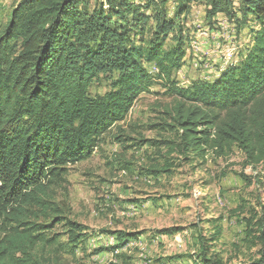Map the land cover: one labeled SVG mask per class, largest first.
<instances>
[{"label":"trees","instance_id":"trees-1","mask_svg":"<svg viewBox=\"0 0 264 264\" xmlns=\"http://www.w3.org/2000/svg\"><path fill=\"white\" fill-rule=\"evenodd\" d=\"M98 1L92 9L90 0H22L0 27V264H43L46 249L64 247L49 236L58 226L67 228L69 244L84 242L85 226L66 217L53 189L158 81L178 99L166 110L170 124L165 120L164 126L179 138L153 146L217 157L236 148L248 166L264 168V0ZM194 3L204 5L210 26L223 15L235 30L258 28L250 27L251 42L238 63L211 82L179 88L173 74L186 58L181 17ZM170 37L176 44L166 49ZM103 76L110 91L93 94ZM46 216L52 223L40 222ZM246 225L247 237L258 229L256 240L264 248V207ZM104 233L115 238L117 249L138 239L134 233ZM212 240L200 235L202 260L222 264L209 256L206 242ZM248 264H264V250Z\"/></svg>","mask_w":264,"mask_h":264},{"label":"rangeland","instance_id":"rangeland-1","mask_svg":"<svg viewBox=\"0 0 264 264\" xmlns=\"http://www.w3.org/2000/svg\"><path fill=\"white\" fill-rule=\"evenodd\" d=\"M21 1L0 0V27ZM98 4L90 0L89 5L93 9ZM205 15L204 5L194 3L181 17L186 58L173 74L179 88L211 82L224 67L238 63L251 42L250 27L258 28L254 24L235 30L223 15L210 26ZM175 44L170 37L165 47ZM150 72L157 70L151 67ZM107 79L101 77L91 92L110 91ZM168 90L158 81L102 138L89 159L68 167L66 182L53 189V200L66 217L85 226L84 242L69 244L67 228L55 227L49 236L64 247L46 249L43 264H206L200 235L213 239L206 242L209 256L222 264H248L260 258L264 248L256 240L258 229L247 237L246 221L264 207V168L248 166L236 148L217 157L211 151L181 154L153 146L151 142L179 138L164 126L165 120L170 124L166 110L172 111L178 100ZM142 140L148 143L140 146ZM163 169L167 171L159 176L152 174ZM53 220L46 216L40 222ZM170 228L181 232L157 233ZM109 231L134 233L138 239L117 249L115 238L104 233Z\"/></svg>","mask_w":264,"mask_h":264},{"label":"built area","instance_id":"built-area-1","mask_svg":"<svg viewBox=\"0 0 264 264\" xmlns=\"http://www.w3.org/2000/svg\"><path fill=\"white\" fill-rule=\"evenodd\" d=\"M233 26V25H232ZM233 28H234V26H233ZM209 37H210V35H209ZM194 51H197V49L196 50H194Z\"/></svg>","mask_w":264,"mask_h":264},{"label":"bare ground","instance_id":"bare-ground-1","mask_svg":"<svg viewBox=\"0 0 264 264\" xmlns=\"http://www.w3.org/2000/svg\"><path fill=\"white\" fill-rule=\"evenodd\" d=\"M203 34V33H202ZM230 55V54H229Z\"/></svg>","mask_w":264,"mask_h":264}]
</instances>
